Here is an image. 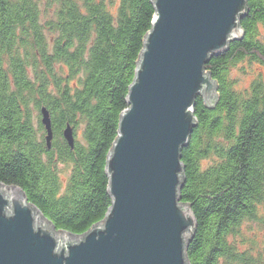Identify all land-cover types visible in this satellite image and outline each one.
<instances>
[{"label": "trees", "instance_id": "obj_1", "mask_svg": "<svg viewBox=\"0 0 264 264\" xmlns=\"http://www.w3.org/2000/svg\"><path fill=\"white\" fill-rule=\"evenodd\" d=\"M44 2L0 0V184L20 189L56 230L81 235L110 207L105 162L154 10L149 0ZM246 10L241 40L204 65L216 102L195 99L180 153L181 202L196 223L188 264H264L254 239L264 230V0ZM237 65L261 70L242 90L229 76Z\"/></svg>", "mask_w": 264, "mask_h": 264}, {"label": "water", "instance_id": "obj_2", "mask_svg": "<svg viewBox=\"0 0 264 264\" xmlns=\"http://www.w3.org/2000/svg\"><path fill=\"white\" fill-rule=\"evenodd\" d=\"M149 1L150 29L105 162L104 218L81 235L58 231L20 189L0 184V264H188L196 223L181 202L180 153L196 127L195 99L216 102L204 65L241 40L246 0ZM40 115L49 148V116ZM63 138L72 148L69 127Z\"/></svg>", "mask_w": 264, "mask_h": 264}, {"label": "rangeland", "instance_id": "obj_3", "mask_svg": "<svg viewBox=\"0 0 264 264\" xmlns=\"http://www.w3.org/2000/svg\"><path fill=\"white\" fill-rule=\"evenodd\" d=\"M40 7L42 9L46 8V4L44 2V0H40ZM264 34V33H263ZM242 69V65H237L235 68H233L230 71V78L235 80V89L236 90H242L244 88H246L250 82V80L253 78L254 73L256 72H260L261 70H259L256 67L250 68V69H244V71H241ZM263 78H264V72L261 73ZM261 215L264 217V207L262 208V210L260 211ZM257 236V237H256ZM256 236L254 237L256 243H257V251L261 253V257H262V261L264 263V230L259 229L256 232Z\"/></svg>", "mask_w": 264, "mask_h": 264}]
</instances>
